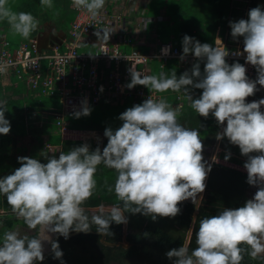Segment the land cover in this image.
Returning a JSON list of instances; mask_svg holds the SVG:
<instances>
[{"label":"clouds","instance_id":"clouds-1","mask_svg":"<svg viewBox=\"0 0 264 264\" xmlns=\"http://www.w3.org/2000/svg\"><path fill=\"white\" fill-rule=\"evenodd\" d=\"M105 2L72 0V5L96 18ZM40 3L51 7L53 0ZM3 20L25 39L39 23L29 12L11 11L7 0H0V21ZM229 27L234 41L243 38L242 49L230 52L220 38L213 46L185 34L180 61L192 55L196 62L187 64L192 65L191 69L179 76L176 71L142 75L129 69L128 89L143 85L151 93L169 90L182 93L199 116L214 117L220 127L215 134V147L219 144L223 153L220 144L225 138L238 146L247 159L244 165H237L247 173L229 168L247 174L246 183L257 189L242 206L223 208L218 215L202 217L195 233L196 247L190 250L182 244L169 249L165 255L171 264H242L245 256L264 261V97L247 100L258 91L264 94V5L250 9L247 19L229 21ZM112 33L104 27L98 28L95 35L106 41ZM170 52V45L161 49L162 55ZM229 55L243 56L245 62L237 60L230 64L226 60ZM249 64L256 69L255 79L247 75ZM9 66L10 62L0 57V74ZM194 90L202 91L196 97ZM100 91H104L103 86ZM126 100L135 104L118 116L122 121L119 128L105 129L103 137L107 138V144L103 149L90 150L89 144L79 143L58 156L45 158L46 162L20 156L17 157L20 166L0 176V196L6 198L12 213L22 218L29 229L38 230L32 237L21 236L15 230L0 235V264H39L45 259V242L51 245L52 258L65 264L59 241L52 234L69 239L72 232L89 233L94 228L107 237L112 234L113 224L129 222V214H140L153 221L175 217L181 212L179 205L187 200L199 209L197 201L203 199L200 194L205 191V180L213 164L220 162L221 152L211 158V163L206 160L200 130L181 124L180 112L166 100H154L150 95L139 104L132 98L121 99L119 104L125 105ZM101 103L113 107L107 100L91 107ZM91 107L86 99L82 100L72 115L77 119L89 116ZM6 110L0 100V135L11 131ZM224 159H231L230 151ZM100 164L115 171L114 185H109L108 191L114 192L121 203L107 209L101 205L89 216L83 205L96 189L95 174Z\"/></svg>","mask_w":264,"mask_h":264},{"label":"trees","instance_id":"trees-1","mask_svg":"<svg viewBox=\"0 0 264 264\" xmlns=\"http://www.w3.org/2000/svg\"><path fill=\"white\" fill-rule=\"evenodd\" d=\"M158 1H160L161 5L166 9V14L169 13L172 15L173 22L169 27H173L177 30L171 38L170 33L162 28L161 32H167L164 43L172 41L176 47L182 50V39L185 34L196 38L201 43H209L215 46V38L218 29L220 28V35H224L229 17L233 20L242 15L239 13V5L237 3L245 0H238L236 2L234 0ZM249 1L253 8L264 2V0ZM56 3L58 4L57 9H60V13L51 16L45 11L47 6H42L40 0H7V6H9V8L10 5L13 6L11 11L29 12L38 21H56L58 26H51L50 28H55L56 34L61 32L65 37H69L67 31H69L70 25L75 18L71 10L72 0H56ZM162 9L163 8L160 7L152 9V15L159 17ZM64 16H67L69 19L68 25L62 24L59 20ZM168 19H171V17H168ZM0 29L6 34H8L7 32H14L7 20L0 21ZM158 65L159 63L154 61L151 63L153 75L155 70H157L156 67H158ZM201 70H203V63H201ZM172 71H176L177 76L183 73L179 62L176 60H169L164 70V72L169 74ZM198 91L201 90H194L195 93ZM158 94L161 95L171 106H174L177 103L176 98L179 94L177 92L169 90ZM262 97H264V94L261 91H258L254 96L248 97L247 100L250 102L252 100H259ZM45 99H48V101H45ZM58 99L59 98L56 96L42 97L37 98L34 102L32 98L30 99L26 97L27 102L25 103L28 105L36 103L34 104L35 109L45 111L50 107H57L58 104L56 101ZM132 102V100L127 101V104L123 106L124 108L120 109L119 113L111 117L107 115L104 109L99 111L96 110L102 106H94L96 109L91 111L89 117L82 116L77 119L73 115H67L66 120L70 122V127L73 129L100 130L104 134L105 129L109 127L110 124H106L105 121H112L111 124H114L113 129L119 128L122 121L118 119V116L126 109L130 108ZM107 106L108 105L105 104V107ZM107 108L112 109L111 106ZM33 111L34 109H31L30 112ZM35 118L36 117H31L29 120H26L25 117L21 116L18 119L9 120L11 122L10 132L15 133V136L21 137L26 136L28 133H35L36 130L32 124L37 121ZM178 119L179 122L186 127L200 130L201 139H203L204 143V150L215 145V134L220 131V127L216 124L214 117L211 115L208 118L199 116L193 109H191L189 103L185 99L184 107L182 111L178 113ZM45 133H48L45 127L39 130V135ZM36 140L39 146L35 147L33 145L31 150H29L25 146L17 147L15 145L16 143H13V145L10 146L9 143L11 137L6 136L1 138L0 175L3 173L10 174L20 166L17 157L12 155L13 149H15L18 154H27V156L30 155L31 157H36V155L39 154L38 150H41V153L43 154H41L40 160L46 162L45 158L49 157V153L47 150H44L41 138L37 137ZM50 141L56 143L54 138ZM106 144L107 138L104 136L102 149ZM79 145L81 144L70 142L64 143L62 151L66 152L72 147ZM220 145L221 149H224L221 157L224 158L230 151L231 159L228 161L244 165V161L237 158V156L244 157L240 154L238 146L231 145L226 138L221 140ZM58 155L59 153L54 156ZM115 178L116 173L113 169H110L103 164L98 166L95 174L97 182L96 189L92 197L83 205L89 216L92 215L90 212L91 210H95L96 213L101 205L107 209L112 205L121 203L115 196L114 192L108 191V186L114 185ZM246 179L247 174L245 173H241L220 164H214L208 178L203 199L199 205L195 223H193V218L196 207L189 201H184L179 205L181 212L175 217H161L156 221H153L150 217H145L140 214H129V222L120 225L113 224L111 226L112 234H109L107 237L105 236V240L106 242L113 244L129 243L131 244L130 247L126 248L124 246L104 245L102 243V235L98 234L93 228V233L90 234L79 233L75 236L70 235L69 239H64L62 236L58 238L60 247L64 253L63 260L65 261V264H171L165 253L171 248H178L182 244L185 245L191 229L192 235L188 247L190 250L196 247L195 233L202 217L218 215L223 208H238L242 206L247 199L254 195L255 192L253 191L255 190V187L248 185ZM24 227H27L25 223ZM37 232L38 230L30 229V234L27 236H35L37 235ZM52 257L53 254L50 253L45 257L44 261L39 262V264H60L59 260H55ZM242 264H264V261H254L250 257L245 256Z\"/></svg>","mask_w":264,"mask_h":264},{"label":"built area","instance_id":"built-area-1","mask_svg":"<svg viewBox=\"0 0 264 264\" xmlns=\"http://www.w3.org/2000/svg\"><path fill=\"white\" fill-rule=\"evenodd\" d=\"M114 0H106L100 15L91 17L85 10H77L71 4V10L75 16L70 25L69 37L63 38L61 44H54L43 48L40 36L31 38L28 42H22L12 46L7 39L1 41L0 57L10 62L5 73L0 74V84L18 87V84L10 78L14 74L18 80L24 83L25 88L39 97H58L62 105L61 112H53L51 116L57 133L63 142L89 144L90 150L98 145L101 135L96 131L73 129L66 120L67 115H72L81 106L82 100H87L89 106L97 105L103 100L117 104L121 99H134L137 104L142 103L150 95L154 100L163 99L156 92H150L146 86L137 85L128 89L126 85L131 81L132 68L142 75H150L148 68L150 63L157 62L158 75L164 71V66L169 60L178 61L183 67L195 63L196 59L189 55L185 61H180L181 51L171 42L161 43L155 51L142 52L136 50L133 38L126 32L127 19L125 14L113 8ZM246 19V18H244ZM109 28V40H98L95 32L98 28ZM133 48L131 53L122 51V45ZM171 46L168 55H162L164 46ZM48 46V45H47ZM243 48V42L233 48ZM227 62H245L243 56L229 55ZM140 66H143L140 67ZM247 75L251 79L256 78V69L252 65H246ZM7 85V86H9ZM103 86L104 91H100ZM177 103L174 108L181 112L184 107V96L177 95ZM219 144L214 155L221 152ZM49 151L53 146L46 145ZM220 161V159H219ZM231 165V164H230ZM237 170L246 172L243 167Z\"/></svg>","mask_w":264,"mask_h":264},{"label":"crops","instance_id":"crops-1","mask_svg":"<svg viewBox=\"0 0 264 264\" xmlns=\"http://www.w3.org/2000/svg\"><path fill=\"white\" fill-rule=\"evenodd\" d=\"M151 1L152 0H115L114 1L115 3L113 4L114 9L121 11L125 14V17L127 19V24H126L127 25L126 26L127 32L126 33L130 37L133 38V41H134V44L136 47L135 49L136 50L139 49L142 52L155 51L159 47V45L161 43V41L159 39V33L161 32V27L163 25V24H160L159 22H162L163 20H165V18H167L165 8L161 10V12H160L161 15L159 17H156V18L148 17V15H147L148 10H149L148 5L151 3ZM234 1L236 2L238 0H234ZM242 17L247 19L248 13L245 16V11H244L242 13V15H240L239 17L234 18V19L238 20L239 18H242ZM234 19L232 20V18L229 17V19L227 20V25H226V30H225L224 35H220V30H219L220 28L218 29V33L216 35L215 42L220 38L227 48H233L234 46H237L243 42V38H241L239 42H236L231 37V34H230L231 30L229 27V21H235ZM170 24L171 23H168L167 26H171ZM45 32L47 34L48 30ZM49 33L56 34L55 28L51 29ZM36 36H38V35H36ZM57 36L60 38L61 43L63 41V38H66L61 32L57 33ZM43 37H44V35H43ZM4 38L6 39V35H4L3 39ZM45 39H47L46 36L44 37V39L41 40L42 46L48 45L45 42ZM170 42H172V41H170ZM128 48L131 49V46L130 47L127 46L126 48L124 47V49H122V51L128 53V51H127ZM178 49L182 52V50L180 48H178ZM229 63H231V62H229ZM166 65H167V63H166ZM166 65H165V67H166ZM191 67H192V65H187L184 68L183 67H181V68L184 72L186 70H190ZM164 70H165V68H164ZM7 85H9V83H7ZM0 88L3 91L13 93V97L14 96L19 97L22 95L24 98H23V101H21V102H24V103L27 102L26 97H28L30 99L32 98V100L34 102H35V100H37V98H42V97L34 95L31 92H29L27 94L22 92L26 88H19V86L16 88V87L11 86V85L3 86L2 84H0ZM199 94H200V91L196 92L195 96H199ZM0 98H1V95H0ZM43 98H45V97H43ZM127 101H129V100H126L125 105L127 104ZM56 103L58 104L57 107H50L49 109H47L45 111H40V110L35 109L34 104H36V103H34L32 105L31 104L28 105L27 103H25L26 114L22 115V116L25 117L26 120H29V118H31V117H33V118L36 117L35 119H37V121L32 123L36 132L35 133H28L24 137L15 136V133L10 132L7 135H0V139L4 138L6 136L11 137V141L9 143L10 146H12L13 143H16L15 145L17 147L25 146L27 149L31 150L33 145L35 147L39 146V144L37 143V140H36L38 137V138H41L42 145L44 146V150H47V152L49 153V156H54L55 154L60 153L63 149V144L67 143V142H63L61 140V136L59 135V133H57L55 125H54L53 120H52L51 113L59 112V111L61 112L63 110L59 99L56 101ZM134 104L135 103L132 102L131 107ZM122 105H124V104H122ZM114 107H120V104L119 103L113 104L112 108H114ZM31 109H34V111L30 112ZM31 113H34V114H31ZM16 117L7 116L6 118L8 120H14V119H16ZM19 117H21V116H18V118ZM43 127H45L47 129L48 133L39 135V130L42 129ZM53 138L56 140V143H52L50 141ZM70 143H73V142H70ZM47 144H50L51 146H53L52 151H49L46 148ZM38 152H39V154H37L36 157L32 156V158H39L40 159V156L43 153H41L42 152L41 150H38ZM12 155H14L15 157L27 156V154H25V155H23L21 153L18 154L15 149H13ZM28 157H31V156L29 155ZM5 175H8V174L3 173L0 176H5ZM8 230H16L21 236L30 234V229L28 227H24L23 219L22 218L18 219L15 216V214L12 213L11 208L8 205L6 198L3 196H0V234L2 235L5 231H8ZM45 244H46V242H45ZM44 255H47V254H44Z\"/></svg>","mask_w":264,"mask_h":264},{"label":"rangeland","instance_id":"rangeland-1","mask_svg":"<svg viewBox=\"0 0 264 264\" xmlns=\"http://www.w3.org/2000/svg\"><path fill=\"white\" fill-rule=\"evenodd\" d=\"M239 6V13L240 14H242L244 11H245V16L247 15V13H248V11L250 10V9H252V5H250V1L249 0H245V1H240L239 3H237ZM261 5H264V2H262V4ZM149 7V10H148V13H147V15H148V17H154V18H156V17H158V16H154V15H152V9H155V8H163L164 9V7L161 5V3H160V1H158V0H152L151 1V3L148 5ZM9 7V6H8ZM57 7H58V4L56 3V0H53V4H52V6L51 7H46V9H45V11L46 12H48L51 16L52 15H57V14H59L60 13V9H57ZM10 9L12 10L13 9V6L12 5H10ZM167 16L168 17H171V19H168V17L167 18H165V20H163L162 22H159L160 24H163L162 25V27H161V29L162 28H164L165 30H167L169 33H170V37L172 38L173 36H174V34L177 32V30H175L173 27H169V26H167V24L168 23H172L173 21H172V15L171 14H169V13H167ZM243 18V17H242ZM239 19H241V18H239ZM238 19V20H239ZM60 21H61V23L62 24H67L68 25V22H69V19H68V17L67 16H64L63 18H60L59 19ZM158 22V21H157ZM70 25V24H69ZM51 26H58V23H56V21H52V20H50V21H48V22H44V21H39V23H38V27L36 28V30L35 31H33L32 33H31V36L29 37V38H27V39H25V38H23V37H21L19 34H16L15 32H7L8 34H6V33H3L2 32V29H0V50H1V47H2V45H1V41L3 40V37H4V35H6V39L11 43V45L12 46H17V45H19V44H21L22 42H27L30 38H33V37H35L36 35H38V36H40V37H42L46 32L45 31H47L48 30V33L50 32V30L51 29H53V28H50ZM48 28V29H47ZM50 29V30H49ZM69 29V28H68ZM67 29V30H68ZM166 31H164V32H160L159 33V39H160V41L161 42H164L165 41V37H166ZM67 34H69V31H67ZM57 35V34H56ZM47 36V35H46ZM44 39V38H43ZM128 45H122V49H124V47L126 48ZM128 47H130V46H128ZM131 49H132V47H131ZM130 48H128V53H131L132 52V50H131ZM142 67V66H141ZM148 68L151 70V74H152V72H153V69H152V67L151 66H148ZM157 68V67H156ZM153 75V74H152ZM154 75H158V71L157 70H155V72H154ZM10 78L12 79V80H14L17 84H18V86H19V88H25L26 86L24 85V83L23 82H21L20 80H18L17 79V77L14 75V74H12L11 76H10ZM6 83H9V81L8 82H6ZM3 85V84H2ZM3 86H7L6 84L5 85H3ZM22 92H24V93H29V91L28 90H26V89H24ZM0 95H1V100L4 102V107L7 109L6 111H5V116L7 115V116H14V117H16V118H18V116H22V115H25L26 114V105H25V103L24 102H21V101H23V96L21 95V96H19V97H13V93H10V92H7V91H3L1 88H0ZM45 101H48V99H45ZM50 101V100H49ZM47 103H49V102H47ZM105 104L106 103H101L100 104V106H102L101 108H95L94 106L92 107V111L93 110H101V109H104L105 110V112L107 113V115L109 116V117H111V116H114L115 114H117V113H119V111H120V109H122V108H124L123 107V105H120V107H114V108H112V109H109V108H107V107H109V105L108 104H106V105H108L107 107H105ZM6 116V117H7ZM87 117H89V116H87ZM114 121V120H113ZM111 122L112 121H105V123L106 124H109V127H112L113 128V125L114 124H111ZM100 135H101V140H100V142H99V144L97 145H94V147H93V149H91V150H95V148L96 147H100L101 149H102V144H103V139H104V137H103V133L102 132H98ZM217 141V140H216ZM216 145V144H215ZM215 145H213L212 147H210L209 149H205L204 150V157H205V159L206 160H208L210 163H211V158L214 156V153L216 152L215 150H216V147H215ZM224 150V149H223ZM222 150V151H223ZM224 152V151H223ZM221 154H222V152H221ZM220 154V156H219V158L221 159L220 160V162L219 163H216V164H221V165H224L225 167H231V168H233V169H238L240 166H238L237 164H235V163H232V162H230V161H225V159L223 158V157H221L222 155ZM237 158H239L240 160H242V161H244L245 162V160L247 159V158H245V157H239V156H237ZM231 164V165H230ZM214 165V164H213ZM213 167V166H212ZM243 169H244V167H243ZM245 170V169H244ZM256 188H255V190L253 191V192H256ZM205 192V191H204ZM251 193V192H250ZM187 201H189V202H191V200H187ZM92 214H94L95 213V210H91L90 211ZM16 231V230H15ZM55 236H56V234H52V238L54 239L55 238ZM47 244V245H46ZM46 244H45V253L44 254H49L51 251H50V249H51V245L49 244V243H47L46 242Z\"/></svg>","mask_w":264,"mask_h":264},{"label":"water","instance_id":"water-1","mask_svg":"<svg viewBox=\"0 0 264 264\" xmlns=\"http://www.w3.org/2000/svg\"><path fill=\"white\" fill-rule=\"evenodd\" d=\"M46 35H48V36H46ZM45 36L47 37V39H45V42L48 44V46H47V45H44L43 48H48L49 46H53L54 44H61L60 38H59L56 34H51V33H47V34H46V33H45V34H44V37H45ZM44 37L42 36L41 39H43ZM209 174H210V173H209ZM209 174H208V176H207V178H206V180H205V184H207ZM203 194H204V192L201 193L200 195L203 197ZM200 202H201V200H198V202H197V206H198V207H199V205H200ZM197 214H198V210H197V208H196V210H195V212H194V217H195V218H196ZM90 233H93V232L90 231L89 233H85V234H90ZM78 234H79V232L70 233L71 236H75V235H78ZM191 235H192V229H191V231H190V233L188 234V237H187V241H186V244H185V245H187V246H188V244H189V241H190ZM59 237H60V236H57V235H56L54 240L58 239ZM102 243H103L104 245H106V246H124V247H126V248H128V247L131 246V244H129V243H118V244L108 243V242H106V240H105V236H102ZM48 255H49V254L45 255V257H47Z\"/></svg>","mask_w":264,"mask_h":264}]
</instances>
